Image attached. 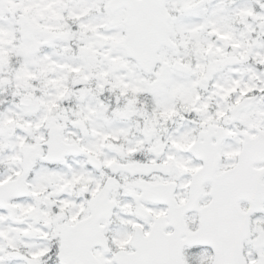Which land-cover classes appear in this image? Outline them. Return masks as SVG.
<instances>
[{
    "label": "snow or ice",
    "instance_id": "6c2138e0",
    "mask_svg": "<svg viewBox=\"0 0 264 264\" xmlns=\"http://www.w3.org/2000/svg\"><path fill=\"white\" fill-rule=\"evenodd\" d=\"M0 264H264V0H0Z\"/></svg>",
    "mask_w": 264,
    "mask_h": 264
}]
</instances>
